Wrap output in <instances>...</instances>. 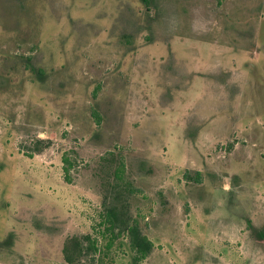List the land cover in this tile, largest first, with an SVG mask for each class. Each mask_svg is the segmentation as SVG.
Returning <instances> with one entry per match:
<instances>
[{
  "label": "rangeland",
  "instance_id": "1",
  "mask_svg": "<svg viewBox=\"0 0 264 264\" xmlns=\"http://www.w3.org/2000/svg\"><path fill=\"white\" fill-rule=\"evenodd\" d=\"M146 1L0 0V264H264V0Z\"/></svg>",
  "mask_w": 264,
  "mask_h": 264
},
{
  "label": "trees",
  "instance_id": "2",
  "mask_svg": "<svg viewBox=\"0 0 264 264\" xmlns=\"http://www.w3.org/2000/svg\"><path fill=\"white\" fill-rule=\"evenodd\" d=\"M143 4H147L146 0H140ZM40 74V70L38 71ZM63 163L66 162V159H62ZM65 174L67 173V170L64 169ZM122 171V166H118L115 170V176L118 178L120 177L118 173ZM119 221L118 215L115 212L114 208H109L106 211L105 215V222L107 223L106 229L108 231L113 232L115 228H117L116 223ZM121 231H124L129 239L130 247L135 254L134 256V262L137 263L147 257V255L151 252L152 249V243L148 240V238L141 234L139 231V228L136 223H123V226L120 227ZM73 247H75L77 250L83 249V246L81 245L82 242H87L88 246L86 249L93 250V252H96L98 249L96 247V241L92 240L90 236L85 235L82 237V242L80 239H73L72 241ZM79 250V251H80ZM68 247H65L63 250L64 253V259L67 262H70L67 256Z\"/></svg>",
  "mask_w": 264,
  "mask_h": 264
}]
</instances>
